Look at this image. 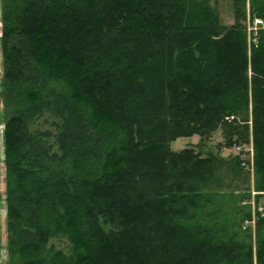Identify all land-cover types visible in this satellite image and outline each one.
Segmentation results:
<instances>
[{
    "label": "trees",
    "instance_id": "1",
    "mask_svg": "<svg viewBox=\"0 0 264 264\" xmlns=\"http://www.w3.org/2000/svg\"><path fill=\"white\" fill-rule=\"evenodd\" d=\"M237 1L224 26L204 0H2L0 254L264 264V215L255 246L243 227L240 161L196 151L218 131L220 150L251 139L256 204L264 196V30L248 55ZM250 14L264 22V0H250ZM193 136L197 145L170 149Z\"/></svg>",
    "mask_w": 264,
    "mask_h": 264
},
{
    "label": "rangeland",
    "instance_id": "2",
    "mask_svg": "<svg viewBox=\"0 0 264 264\" xmlns=\"http://www.w3.org/2000/svg\"><path fill=\"white\" fill-rule=\"evenodd\" d=\"M202 1V0H201ZM207 1L209 6L214 8L215 11L218 14L219 22L224 26H230L234 23V15H233V1L234 0H204ZM237 3L242 7L243 13L245 12V20L241 22L243 32L245 34L246 38V46L248 55L252 48L257 46L258 44V37L259 33L257 34L258 37H255L251 35L250 37L247 35V26L248 23H251V17H257L256 15L250 14V0H244V5L240 1H237ZM1 7H2V0H0V38H1ZM249 19H251L249 21ZM259 18H253V20ZM262 19V18H261ZM252 20V21H253ZM262 21V20H261ZM2 73H3V66H2V53H1V44H0V192L3 194L4 192V166H3V160H4V146H3V128H4V121H5V110L3 105V81H2ZM233 117L228 118V121L232 120ZM199 143V138L197 136H193L190 138H179L176 141L172 142L170 145V149L173 152H179L183 149L189 148L191 146H195ZM225 142L221 136L220 131L214 133L209 139H206L203 141L201 146L196 148V151H201L202 155L205 156L206 153L212 152L214 154L218 153V150L220 151L219 154L224 159H229V161L233 158H238V161H240L239 157L234 151V147L229 148H223L220 150L221 145H223ZM241 147L243 149H246L249 147L253 150L252 141L250 139L249 143L242 144ZM254 156V152H253ZM248 172V173H247ZM243 175L247 176L245 182L247 185H249L251 189V199L248 201V204L251 207V221L245 222L243 224V227L247 230L251 227V233L252 238L251 242L255 246V213H261V215H264V196L257 199V204L255 201V193L253 192V171H248L243 169ZM239 180H243L240 179ZM6 222H5V212H1L0 214V240L2 247L6 246ZM109 229L108 227L106 230ZM51 244L56 247L57 249H63L66 247L65 241H59L58 239H54L51 241ZM253 246V247H254ZM50 245H46L45 252L49 249ZM13 263V262H12ZM9 257L6 255L5 251L2 250L0 254V264H12Z\"/></svg>",
    "mask_w": 264,
    "mask_h": 264
},
{
    "label": "bare ground",
    "instance_id": "3",
    "mask_svg": "<svg viewBox=\"0 0 264 264\" xmlns=\"http://www.w3.org/2000/svg\"><path fill=\"white\" fill-rule=\"evenodd\" d=\"M250 20H251V19H249V21H250ZM257 21H258V19H255V20L251 21V23H248V26H247V30H248L249 28H251V35H253L254 38L257 37V34H258L260 31L264 30V22L261 21V19L259 20V21H261L262 24H263V26H261V25L257 24ZM253 28H255L256 30L254 31ZM261 28H263V29H261ZM260 29H261V30H260ZM259 30H260V31H259ZM247 35H248V32H247ZM248 36H249V35H248ZM249 37H250V36H249ZM242 156H243V158H244L245 161H253V150H252L251 148L249 149V147L246 148V149H244V150L242 151ZM239 159H240V158H239ZM240 161H241V160H240ZM249 171H253V166L251 167V170H249Z\"/></svg>",
    "mask_w": 264,
    "mask_h": 264
},
{
    "label": "built area",
    "instance_id": "4",
    "mask_svg": "<svg viewBox=\"0 0 264 264\" xmlns=\"http://www.w3.org/2000/svg\"><path fill=\"white\" fill-rule=\"evenodd\" d=\"M257 24H259V25H261V26H263V24H262V22L261 21H257ZM261 29H263V28H261ZM260 29V30H261ZM253 30L255 31L256 29L255 28H253ZM259 30V31H260ZM247 32H248V35L249 36H251V28H249L248 30H247ZM226 120H228V118L226 119ZM244 149H243V147H241V146H234V151H235V153L237 154V156L240 158V164H241V167L244 169V170H251V167H252V161H245L244 160V158H243V156H242V151H243Z\"/></svg>",
    "mask_w": 264,
    "mask_h": 264
}]
</instances>
